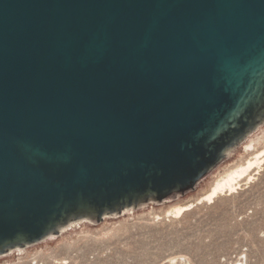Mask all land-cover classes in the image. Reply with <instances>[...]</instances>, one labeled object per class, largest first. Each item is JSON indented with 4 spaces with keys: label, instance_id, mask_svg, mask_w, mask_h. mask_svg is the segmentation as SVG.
I'll return each instance as SVG.
<instances>
[{
    "label": "water",
    "instance_id": "1",
    "mask_svg": "<svg viewBox=\"0 0 264 264\" xmlns=\"http://www.w3.org/2000/svg\"><path fill=\"white\" fill-rule=\"evenodd\" d=\"M264 124V0H0V257L193 191Z\"/></svg>",
    "mask_w": 264,
    "mask_h": 264
},
{
    "label": "rangeland",
    "instance_id": "2",
    "mask_svg": "<svg viewBox=\"0 0 264 264\" xmlns=\"http://www.w3.org/2000/svg\"><path fill=\"white\" fill-rule=\"evenodd\" d=\"M197 187L173 200L107 217V223L80 222L91 235L74 227L12 251L0 257V264H264V165L235 193L181 216H165L162 210L169 204L202 196ZM130 216L133 220L124 222Z\"/></svg>",
    "mask_w": 264,
    "mask_h": 264
},
{
    "label": "bare ground",
    "instance_id": "3",
    "mask_svg": "<svg viewBox=\"0 0 264 264\" xmlns=\"http://www.w3.org/2000/svg\"><path fill=\"white\" fill-rule=\"evenodd\" d=\"M260 127L257 128L253 133H251L241 143L238 149H234L228 154L226 159L227 161L225 160L226 162L221 163L210 174H208L206 178H204V180L200 181L197 184V188H200L199 191L204 192L202 196L198 198L194 196H187L183 199L169 204L167 207L165 206L166 209L162 210L164 211L163 213L165 214V216H181L184 213L191 211L198 204H201L203 202L213 203L219 197L229 196L235 193L242 187V184H247L253 181L255 176L261 171L264 165V126L262 129H260ZM124 213L130 214L132 213V210H127ZM153 214L154 210L153 208H150L149 215ZM106 218L107 217H104L103 219L105 223H107ZM131 220H133L132 216L128 218L126 217V220L124 222H129ZM79 224L80 222L70 225L61 233L72 231L74 227H81L82 225ZM80 235L88 236L91 234L90 231H88L83 225ZM70 236L72 235L70 234ZM17 251L19 252L21 250Z\"/></svg>",
    "mask_w": 264,
    "mask_h": 264
}]
</instances>
